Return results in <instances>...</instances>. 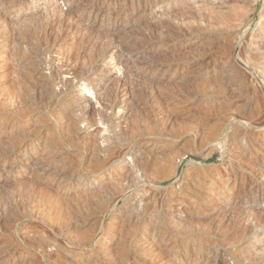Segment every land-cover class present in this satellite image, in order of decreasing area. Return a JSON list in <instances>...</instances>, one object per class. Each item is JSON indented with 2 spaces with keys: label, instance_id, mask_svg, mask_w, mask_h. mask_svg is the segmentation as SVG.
Returning a JSON list of instances; mask_svg holds the SVG:
<instances>
[{
  "label": "rangeland",
  "instance_id": "rangeland-1",
  "mask_svg": "<svg viewBox=\"0 0 264 264\" xmlns=\"http://www.w3.org/2000/svg\"><path fill=\"white\" fill-rule=\"evenodd\" d=\"M51 3L72 13L59 42V27L51 31L45 13H37ZM19 4L27 17L8 34L0 18V150L19 130L34 138L21 146L26 155L11 158L0 173V264H264L261 194L240 199L236 193L238 205L257 203L231 217L209 207L225 201L215 175H225L229 161L238 185L264 182V161L254 148L264 151L257 130L264 124V0H0V9L11 16ZM94 30L97 39L89 36ZM117 45L133 71V99L123 89L117 96V102L132 101L124 112L111 109L109 91L125 69L117 72L110 57L106 73L113 74L102 80L96 65L103 50ZM67 78L71 85L62 87ZM129 150L139 159L135 165ZM184 170L192 182L183 183ZM181 187L196 194L203 209L180 197ZM44 190L58 200L53 207ZM35 210L43 212L35 218ZM125 212L134 220L125 223ZM248 219L257 224L251 232ZM61 222L74 239L87 226L96 230L97 255L70 256L78 250L71 247L63 250L70 258L60 259L53 249L62 240L51 230ZM16 229L46 242L47 251L17 242Z\"/></svg>",
  "mask_w": 264,
  "mask_h": 264
},
{
  "label": "bare ground",
  "instance_id": "bare-ground-1",
  "mask_svg": "<svg viewBox=\"0 0 264 264\" xmlns=\"http://www.w3.org/2000/svg\"><path fill=\"white\" fill-rule=\"evenodd\" d=\"M36 1V0H35ZM37 1H42V0H37ZM43 1H45V2H48L49 3V0H43ZM16 2V1H15ZM18 2H19V0H18ZM30 2V1H29ZM157 2V1H156ZM165 2V0H163V3ZM24 4V3H23ZM26 4V3H25ZM1 5H2V3H1ZM31 5V4H30ZM15 6V5H14ZM2 7V6H1ZM36 7V6H35ZM107 7V6H106ZM18 9L21 11H17V13H11V14H13V15H8V14H6V13H4L3 11H1V10H3V9H0V18H2V19H4V22L6 23V25H7V27H8V29H6L7 31H6V34H8L9 33V30H10V28L11 27H13V26H16V24L20 21V19H22V18H26L27 16H26V14H24L23 12H22V4H19V7H18ZM36 10V9H35ZM43 10V9H42ZM42 10H40V9H37V13L39 12H44L45 13V15H44V18L45 17H47L46 19V21H47V23H45V22H43V23H45L46 25H47V27L52 31V29L53 28H55V27H59V29L61 30H59V34H58V36L55 38V37H53V38H55V40L54 41H58V39H59V37L61 36V35H63V34H65L67 31H69L70 30V28H71V24H70V19H71V12L70 11H68V12H66L67 10H65V9H62V8H60L59 7V5H58V3H51L47 8L45 7V9L42 11ZM65 10V11H64ZM34 12V11H33ZM9 13V12H8ZM36 13V14H37ZM42 14V13H41ZM75 18V17H74ZM73 18V19H74ZM29 19H31V18H28V20ZM73 19H72V21H73ZM25 20H27V19H25ZM44 20V19H43ZM45 21V20H44ZM264 24V22H262V23H260V27L262 26ZM46 27V26H45ZM73 27V26H72ZM44 28V27H43ZM72 30V29H71ZM50 32V31H49ZM48 32V33H49ZM54 32H56L55 30H54ZM90 32V31H89ZM47 33V32H46ZM101 33V32H100ZM257 33H259V30H257L256 31V34ZM71 34V33H70ZM95 34H97L96 33V31L94 30L93 31V33L92 34H90L89 36H90V38L91 37H93L94 36V38L96 37V35ZM255 34V33H254ZM52 35V34H51ZM50 35V36H51ZM56 35V34H55ZM99 35V34H98ZM47 36H49V35H47ZM66 37H67V34L65 35ZM64 37V36H63ZM69 37V36H68ZM47 38V37H46ZM51 39V38H50ZM96 39H97V37H96ZM102 39V38H101ZM117 39V38H116ZM92 40V39H91ZM210 40V39H209ZM95 41V40H94ZM117 41V40H116ZM206 41V40H205ZM204 41V43H206ZM7 41H5V43H6ZM59 42V41H58ZM90 42V41H89ZM104 42H106V41H104ZM91 43V42H90ZM51 44V43H50ZM201 44V43H200ZM210 44V43H209ZM85 45V44H84ZM94 45V44H93ZM208 45V44H207ZM212 45V44H211ZM88 46V45H87ZM87 46H86V48H87ZM113 46V45H112ZM123 46V45H122ZM131 48V47H130ZM84 49V48H83ZM91 49V48H90ZM102 49V48H101ZM55 50V49H54ZM86 51V50H85ZM53 52V51H52ZM51 52V53H52ZM101 52V51H100ZM99 52V53H100ZM55 55V54H54ZM56 56V55H55ZM64 56V55H63ZM52 57V56H51ZM110 57H112L113 58V64H114V68L116 69V71L117 72H121V70L122 69H125V72L123 73V75L122 76H120V77H117L116 78V84L115 85H113V87H111V89H110V91H109V93L110 94H112V97H111V100L109 101L110 102V107H111V109H115V108H120L123 112L124 111H128V109H130L129 108V106L131 105V102L132 101H130L129 100V102H125V101H119V102H117V96H118V94H120V90L121 89H123L124 90V92H125V95L127 96V95H129V97H130V99L133 97V95H134V93H135V91H134V88L132 87L133 85L132 84H129L130 82H129V80L131 79V78H129V75L131 74V73H133V71H132V67L130 68L129 67V63L130 62H128L129 60H131V58H126L125 57V51H123V48L120 46V45H117V46H115V47H111L110 49H105V50H103L102 52H101V54L99 55V57H98V60H97V66H98V69H97V71H99V73L101 74V78H102V80H107V79H110V75H112L113 73H112V70L110 69V71L109 72H107L106 73V67L108 66V59L110 58ZM157 57V56H156ZM56 59V58H55ZM97 59V58H96ZM157 59V58H156ZM215 59V58H214ZM220 59V58H219ZM58 60V59H57ZM62 61V60H61ZM73 61V60H72ZM50 62V61H49ZM90 62V61H89ZM74 63V62H73ZM63 64V63H62ZM62 64H61V66H62ZM69 64V62H67L66 61V64H65V66L66 65H68ZM216 64V63H215ZM214 64V65H215ZM95 65V66H96ZM148 65H150V64H148ZM59 66V65H58ZM70 66V65H69ZM69 66H68V68H69ZM64 67V66H63ZM71 67V66H70ZM75 67V66H74ZM168 67V66H167ZM90 68V67H89ZM86 69V68H85ZM57 70V69H56ZM66 70H67V68H66ZM94 70H95V68H94ZM93 71V70H92ZM94 72V71H93ZM165 72H167V70L165 71ZM216 72V71H215ZM130 73V74H129ZM175 73H177L176 71H175ZM179 73V72H178ZM181 73H182V71H181ZM71 74V71L70 72H67V74L66 75H70ZM164 74V73H163ZM187 74V73H186ZM191 74V73H190ZM207 74V73H206ZM205 74V75H206ZM88 75V74H87ZM91 75V74H90ZM180 75V74H179ZM182 75V74H181ZM60 76V75H59ZM89 76V75H88ZM184 76V75H183ZM188 76H189V74H188ZM57 77V76H56ZM63 77V76H62ZM73 77V76H72ZM92 77V76H91ZM136 77V76H135ZM58 78V77H57ZM138 78V77H137ZM185 78V77H184ZM85 79H86V77H85ZM141 79V78H140ZM55 80H57V79H55ZM59 80V79H58ZM115 80V79H114ZM145 80V79H144ZM184 80V79H183ZM63 81V80H62ZM74 81V80H73ZM148 81H150V80H148ZM205 81V80H204ZM207 81H208V79H207ZM206 81V82H207ZM90 82V81H89ZM145 82V81H144ZM205 82V83H206ZM209 83H210V81H208ZM71 80H70V78L68 79L67 78V80H64L63 82H62V87L64 86L65 88L67 87V86H70L71 85ZM112 83H113V81H112ZM152 83V84H151ZM166 83H169L168 85L167 84H165V85H167V87L171 84V80H169V81H166ZM262 83V82H261ZM49 84V83H48ZM60 84V83H59ZM92 84V83H91ZM147 84V83H146ZM149 84V83H148ZM155 84H157V87H160V86H162V83L161 82H159V83H157V82H150V84L149 85H153V86H156ZM208 84V83H207ZM259 84V83H258ZM263 84V83H262ZM159 85V86H158ZM51 86V85H50ZM92 86H94V85H92ZM138 86V85H137ZM172 86H175V85H172ZM171 86V87H172ZM260 86H262L261 84H260ZM58 87H59V85H58ZM100 87V86H99ZM165 87V86H164ZM35 88V87H34ZM57 88V87H56ZM166 88V87H165ZM169 88V87H168ZM157 89V88H156ZM52 90V89H51ZM60 90V89H59ZM136 90V89H135ZM49 91V90H48ZM62 91H63V89H62ZM151 91V90H150ZM74 93V92H73ZM138 93V92H137ZM57 94V93H56ZM60 94V93H59ZM83 94V93H82ZM68 95V94H67ZM71 95V94H70ZM136 95V94H135ZM140 95V94H139ZM61 96V95H60ZM59 96V97H60ZM138 96V95H137ZM71 97V96H70ZM74 97V96H73ZM84 97V96H83ZM86 97V96H85ZM158 97V96H157ZM56 99V98H55ZM101 99V98H100ZM133 99V98H132ZM65 101H67V100H65ZM92 102H94V101H92ZM2 103V102H1ZM4 103V102H3ZM86 103H87V101H86ZM85 103V104H86ZM101 103V102H100ZM84 104V105H85ZM1 106H2V104H1ZM0 106V107H1ZM15 106V105H14ZM110 107H109V109H110ZM142 107V106H141ZM4 108V107H3ZM10 108V107H9ZM83 108V107H82ZM16 109V108H15ZM85 110V109H84ZM118 110V109H117ZM16 111V110H15ZM15 111H14V113H15ZM112 111V110H111ZM120 111V110H119ZM163 112V111H162ZM127 113V112H126ZM164 113V112H163ZM260 111H256L255 113H254V116L252 117V119L254 118H257L259 115H260ZM11 114V113H10ZM100 114V113H99ZM2 116V112H0V117ZM171 116V115H170ZM122 118V117H121ZM170 118V117H169ZM166 119V118H165ZM168 119V118H167ZM167 122H168V120H167ZM5 124V123H4ZM250 126H252V122L250 123ZM259 126V125H258ZM246 127V126H245ZM256 127V126H255ZM255 127H250V128H252V129H254ZM249 128V129H250ZM257 129V128H256ZM224 130H228V129H224ZM259 132H262L263 133V135H264V124H263V126H261V127H259L258 129H257ZM0 133H4V128H0ZM81 135V134H80ZM262 135V136H263ZM16 136L17 137H15V138H13V139H11L7 144H6V146L4 147V148H2V150H0V173H2V172H4V171H6V163L11 159V158H13V157H18V156H22V155H26L25 154V151H23L22 150V148H21V146L23 145V144H25V143H28L30 140H32L33 138H34V136H32L31 134L30 135H28V134H24V132L23 131H18V132H16ZM172 136V135H171ZM264 137V136H263ZM168 138V137H167ZM166 138V139H167ZM230 138H231V135H230V133L229 132H227V133H225V136H224V142H226V146H227V150H230L231 149V147L232 146H230V145H228L227 143L230 141ZM173 139V138H172ZM264 139V138H263ZM234 141V140H233ZM232 141V142H233ZM225 144V143H224ZM264 144V143H263ZM235 145V144H234ZM234 147V146H233ZM103 148V147H102ZM132 148V147H131ZM144 148V147H143ZM142 148V149H143ZM255 148V150H256V153L258 154V155H261L260 157H261V159L264 161V151H262V147H258L257 145L254 147ZM128 149V148H127ZM124 151V150H123ZM139 151V150H138ZM125 152H126V150H125ZM133 152L132 151H128L127 153H126V155L127 154H130V155H132L133 156V163H132V165H135V164H137V161H139V159H138V157H136V156H134L133 154H132ZM150 153V152H149ZM158 153V152H157ZM228 153V152H227ZM148 154V153H147ZM121 156V155H120ZM120 156H119V158H120ZM122 157V156H121ZM146 157H147V155H146ZM152 157V156H151ZM138 159V160H137ZM116 160V159H115ZM114 160V161H115ZM122 160V159H121ZM143 160V159H142ZM144 160H146V159H144ZM148 160V159H147ZM147 160L145 161V163L147 162ZM154 160V159H153ZM117 161V160H116ZM123 161V160H122ZM122 161H118V162H122ZM141 162V161H140ZM153 162H155V160L153 161ZM3 163V164H2ZM102 163V162H101ZM123 163V162H122ZM9 164V163H8ZM112 164H114V162H112V161H110V162H108L107 164H104L103 166H101L100 168H98V170H96V172L95 173H100V174H102V172L103 171H105V168H106V166H109V165H111L112 166ZM153 165H154V163H153ZM152 165V166H153ZM191 165H194V163H191ZM262 165V164H261ZM260 165V166H261ZM131 166V165H130ZM142 166H143V164H142ZM12 167V166H11ZM200 167V166H199ZM234 167V166H233ZM131 168V167H130ZM137 168V167H136ZM149 168H151V167H149ZM153 168V167H152ZM258 168V167H257ZM140 169H142V168H140ZM226 174L224 175H222V173H217L215 176L217 177H219V180L220 181H216V183L218 182L219 183V187H218V189H217V194L220 196H224V198H225V201L221 204V205H218V204H212L211 206H209V207H211V208H220L218 211H216V212H219L220 210L221 211H223V212H229L230 214V217H231V213L232 214H236L235 213V210H236V212H242L243 210H244V208L245 207H247L248 206V204L250 205L251 203H253V204H256L257 202H256V200L254 199V200H252V201H248L247 200V202H244V203H242V204H240V205H238L237 204V202H233L234 201V199L237 197V196H235V194L236 193H238V197L240 198V199H243V196L246 194V193H252V192H255L256 194H255V196H257L258 195V193H260L261 194V196L264 198V182H260V181H258V182H255V181H253V182H251L249 185L247 184L246 186L245 185H238L237 183H236V178H233V172H232V167H231V162L229 161V162H227V164H226ZM260 170H261V173L263 174L264 173V166L263 167H260L259 168ZM146 170V169H145ZM150 170H152V169H150ZM209 170V169H208ZM147 171V170H146ZM188 171H189V169H188ZM259 171V170H258ZM110 172V171H109ZM206 172V171H205ZM193 173V172H192ZM94 174V173H93ZM188 174L189 173H187V171L186 170H184V172H183V174H182V181H183V183H190V181H191V179L189 178V179H185V178H187L188 177ZM204 174V173H203ZM111 175V174H110ZM212 175V174H211ZM257 175V174H256ZM195 177V176H194ZM201 177V176H200ZM256 177V176H255ZM61 178V177H60ZM197 178V177H196ZM211 178H212V176H211ZM202 180V179H201ZM215 180V179H214ZM57 181V180H56ZM58 182V181H57ZM192 182V181H191ZM196 182V181H195ZM197 183H198V181H197ZM82 184V183H81ZM226 184H229V186L226 188ZM188 185V184H187ZM4 186V185H3ZM2 186V187H3ZM69 186V185H68ZM199 186V185H198ZM38 187V186H37ZM111 188V187H110ZM110 188H109V190H110ZM46 189V188H45ZM213 189V188H212ZM106 190V189H105ZM116 191V190H115ZM187 191V189L186 188H180V193H179V195L181 194V196L180 197H185V195H188V199H192L193 201V205L195 206V208L197 209V208H202L203 209V207H202V204L200 203V201H199V197L198 198H196V194H194V193H191V194H189L188 192H186ZM112 192H114V191H112ZM191 192V191H190ZM206 192V191H205ZM100 193V192H99ZM154 193V192H153ZM196 193H197V190H196ZM199 193H200V191H199ZM43 198L45 199V201H46V203H48L49 204V206L50 207H53L54 205H56L57 203H58V200L56 199V197H54L53 195H51L50 194V192L47 190H44L43 191ZM106 194V193H105ZM116 194V193H115ZM208 194V193H207ZM225 194V195H224ZM179 195H178V199H179ZM208 195H211V194H208ZM105 196V195H104ZM104 196H101V198H103ZM108 196V195H107ZM105 198V197H104ZM99 199V198H98ZM118 199V198H117ZM182 199V198H181ZM185 199H186V197H185ZM102 200V202L104 201V199H101ZM149 201V200H148ZM147 201V202H148ZM170 202V201H169ZM175 202V201H174ZM263 202V201H262ZM75 206V205H74ZM194 208V207H193ZM205 208V207H204ZM41 209V208H40ZM47 209V208H46ZM71 209V208H70ZM206 209V208H205ZM262 209V208H261ZM49 210L50 211H52L50 208H49ZM210 210V209H209ZM246 210V209H245ZM263 210V209H262ZM75 211V210H74ZM82 211V210H81ZM195 211V210H194ZM198 211H199V209H198ZM208 211V210H207ZM206 211V212H207ZM214 211V210H213ZM259 211V210H258ZM43 211H41V210H35V211H33L32 212V214H35V218L37 217V215L38 214H41ZM77 212V211H76ZM129 212V211H128ZM201 212V211H200ZM210 212V211H209ZM247 212V211H246ZM251 212V211H250ZM70 213H72V211L70 212ZM126 213L127 212H125V216H126ZM243 213H244V211H243ZM255 214H256V212H254ZM253 213V214H254ZM44 214V213H43ZM46 215H48L49 216V214H50V212H46L45 213ZM75 213H73V215H74ZM135 214V213H134ZM194 214V213H193ZM228 214V213H227ZM259 214H260V212H259ZM67 215H70V214H68L67 213ZM67 215H66V217H67ZM219 215V214H218ZM249 215H250V213H249ZM258 215V214H257ZM263 215V214H262ZM33 216V215H32ZM71 216V215H70ZM134 216V215H133ZM239 216V215H238ZM20 217V216H19ZM135 217V216H134ZM137 217V216H136ZM141 217V216H140ZM254 217V216H253ZM252 217V218H253ZM259 217V216H258ZM257 217V218H258ZM262 217V216H261ZM35 218H34V220H35ZM125 218V220H127L125 223H127L128 221L130 222L131 220H134V218L132 219V217H131V215L130 216H126V217H124ZM181 218L182 217H178L177 216V218H175L177 221L178 220H181ZM224 218V217H223ZM249 218V217H248ZM250 218H251V216H250ZM26 219H28V218H26ZM70 219V218H69ZM109 219V218H108ZM228 219H230V218H228ZM247 219V218H246ZM260 219V218H259ZM22 220V219H21ZM33 220V221H34ZM70 220H72V219H70ZM69 220V221H70ZM73 220H75V218L73 219ZM124 220V221H125ZM142 220V219H141ZM184 220V219H183ZM250 219H248V222H247V229H246V227H245V229H246V231L247 230H250V232L251 231H253L254 229H255V224L256 223H253L252 222V220H250L251 221V224H249V221ZM255 220V219H254ZM37 221V220H36ZM120 221H122L121 219H120ZM139 221H140V218H139ZM138 221V223L135 225L134 223H132L133 225H135V226H141L142 224H140V222ZM88 222V221H87ZM86 222V223H87ZM90 222V221H89ZM89 222H88V224H89ZM128 222V223H129ZM185 222H187V221H185ZM18 223V222H17ZM70 223V222H69ZM68 223V224H69ZM103 223V222H102ZM245 224H244V226L246 225V222H244ZM85 224V223H84ZM83 224V225H84ZM124 224V223H123ZM182 224V223H181ZM184 224H186V223H184ZM132 225V227H134ZM147 225V224H146ZM238 225H239V223H238ZM16 226H18V224L16 225ZM129 226V225H128ZM243 226V225H242ZM256 226H257V224H256ZM102 227V226H101ZM131 227V226H130ZM129 227V228H130ZM148 227L149 228H151L152 226L151 225H148ZM240 227H241V225H240ZM19 228V227H18ZM89 228V229H88ZM136 228V227H135ZM183 228V227H182ZM257 228V227H256ZM51 229H52V227H51ZM86 229H88V230H86ZM86 229H85V231L83 232L82 231V233H80L79 234V236L78 237H76L75 239H74V237H75V235H74V237H72V229L70 228V225H67V223L65 224L64 222H61V223H59V224H57L56 225V228H54L53 227V229L51 230V233H52V235H55V236H58V237H60V239L62 240V242H60L58 245V247L55 249H53V250H55L57 253H58V255H60V259H62V260H66V259H68V258H70V256H75V254H79L80 256L82 255H87V254H90V255H97V252H96V249H94V247H93V242H94V240H95V238H96V236H97V231L96 230H94V229H90V226L88 227H86ZM128 229V228H127ZM163 229V228H162ZM184 229V228H183ZM182 229V230H183ZM153 230V229H152ZM237 230V229H236ZM241 230V229H240ZM243 231H244V229H242ZM15 232L13 233V235H15V238H17L16 240H18L17 242H21L22 244H27V245H29V246H33V249L34 248H36V249H39L40 250V253H43V252H46L47 251V249H48V247H49V245L46 243V242H44V241H42V240H39V239H36V238H31V237H27V236H22L21 237V235L18 233V232H16L17 231V229L16 230H14ZM127 231V230H126ZM129 231H130V229H129ZM129 231H127V232H129ZM134 231V230H133ZM167 231V230H166ZM75 232V231H74ZM111 232V231H110ZM136 232V231H135ZM162 232V231H161ZM175 232V231H174ZM255 232V231H254ZM134 233V232H133ZM72 234V235H71ZM112 234V233H111ZM126 234V233H125ZM159 234V232L158 231H155L154 233L152 232V238H155V237H157V235ZM109 235V234H108ZM129 235V234H128ZM245 235V234H244ZM244 235H243V237H244ZM252 235V234H251ZM54 237V236H53ZM107 237V236H106ZM129 237V236H128ZM242 237V238H243ZM55 238V237H54ZM130 238V237H129ZM241 240V239H240ZM57 241V240H56ZM48 242V241H47ZM49 243V242H48ZM243 243V242H242ZM133 244V243H132ZM146 244V243H145ZM240 245V244H239ZM242 245V244H241ZM247 245V244H246ZM55 246V245H54ZM56 246H57V244H56ZM28 247V246H27ZM71 247H76V248H78V250H72V255H68L67 253H65V252H63V250L64 249H68L69 250V248H71ZM132 247V246H131ZM130 247V248H131ZM134 247H135V245H134ZM141 247V246H140ZM7 248V247H6ZM53 248V247H52ZM139 247H137L136 249H138ZM8 249V248H7ZM28 249V248H27ZM36 249H34V250H36ZM72 249H74V248H72ZM134 249V248H133ZM135 250V249H134ZM128 251V250H127ZM242 251V250H241ZM244 251V250H243ZM250 251V250H249ZM10 252V251H9ZM245 252V251H244ZM125 253V252H124ZM214 253V252H213ZM239 253V252H238ZM237 253V254H238ZM13 254V253H12ZM99 254V253H98ZM243 254V253H242ZM9 255V254H8ZM41 255V254H40ZM43 255V254H42ZM124 256H125V254H123ZM128 255V254H127ZM240 255V254H239ZM212 256V255H211ZM247 256V254H243V259H247V258H249V257H246ZM249 256V255H248ZM43 257V256H42ZM41 257V258H42ZM76 257V256H75ZM79 257V256H78ZM214 257V256H213ZM239 257V256H238ZM252 257V256H251ZM129 258V257H128ZM46 259H47V257H46ZM237 259V258H236ZM245 259V260H246ZM75 260V259H74ZM132 260V259H131ZM211 260V259H210ZM245 260H244V262H245ZM253 260V259H252ZM34 261V260H33ZM50 261H52L51 259H50ZM127 261V260H126ZM212 261V260H211ZM248 261V260H247ZM49 262V261H48ZM54 262V261H53ZM44 263V262H43ZM46 263V262H45ZM231 263V262H230ZM47 264V263H46ZM49 264V263H48ZM61 264H64V263H61ZM69 264H75L73 261L72 262H70ZM142 264V263H141ZM148 264V263H147ZM198 264V263H197ZM207 264H220L219 262H218V260L216 259V260H214V261H212V262H210L209 260H207ZM259 264V263H258Z\"/></svg>",
  "mask_w": 264,
  "mask_h": 264
}]
</instances>
